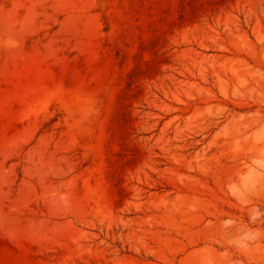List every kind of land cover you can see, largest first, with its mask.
I'll list each match as a JSON object with an SVG mask.
<instances>
[{"label":"rangeland","instance_id":"374dc122","mask_svg":"<svg viewBox=\"0 0 264 264\" xmlns=\"http://www.w3.org/2000/svg\"><path fill=\"white\" fill-rule=\"evenodd\" d=\"M0 264H264V0H0Z\"/></svg>","mask_w":264,"mask_h":264}]
</instances>
